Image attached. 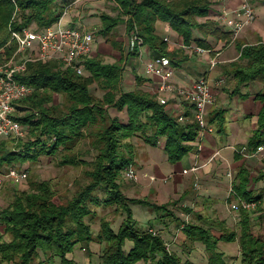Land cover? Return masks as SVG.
Wrapping results in <instances>:
<instances>
[{
  "label": "trees",
  "instance_id": "obj_1",
  "mask_svg": "<svg viewBox=\"0 0 264 264\" xmlns=\"http://www.w3.org/2000/svg\"><path fill=\"white\" fill-rule=\"evenodd\" d=\"M67 1L0 0V62L14 50L13 43L7 44L8 23L14 12L15 28L30 24L41 28L58 18ZM107 1L112 2V11L98 12L96 33L105 36L124 24L127 44L119 59L104 62L89 55L83 61L82 74L55 60L27 62L17 75V79L32 86L31 93L15 106V119L24 127L25 136L15 147L13 142L12 149L5 140L0 143V166H15L46 155L57 166H83L87 181L78 184L67 198L58 194L51 179L32 180L27 190L15 189L12 199L0 207V264H77L75 246L79 244L89 252L92 242L100 245V264H192L182 255L193 251L197 243L204 248L206 264H227L224 252L217 248L220 240L238 244V264H264V214L257 216V208L241 211L236 221L238 229L230 230L224 221L203 219L199 213L189 220L177 218L171 210L173 201L156 204L146 198L127 197L121 190L119 179L123 169L131 165L134 138L151 146L162 140L167 161L175 163L193 149L197 137L195 123L178 121L158 102L155 93L139 86L141 77L135 75L131 88L123 87L124 60L145 44L154 57L165 56L176 64L178 52L168 49V42L157 31V21L168 24L185 46L194 43L208 50L209 37L229 42V32L217 21L216 14L209 17L211 1ZM134 34L141 43L130 48ZM238 50V58L229 63L233 91L254 80L264 87V41L238 45ZM93 83L103 90L101 96L90 91ZM54 94L61 95L62 100L54 102ZM255 98L261 107L248 140L250 150L264 141V89ZM223 121L220 110L211 119L219 130ZM246 174L241 169L232 188L244 199L258 201L244 190ZM132 204L149 206L156 217H168L181 226L184 238L179 244L180 254L169 249L159 233L139 227ZM91 205L113 207L122 217L117 228L102 216L98 229L93 231L90 218L95 212ZM257 221L262 224L260 229L254 228Z\"/></svg>",
  "mask_w": 264,
  "mask_h": 264
},
{
  "label": "crops",
  "instance_id": "obj_2",
  "mask_svg": "<svg viewBox=\"0 0 264 264\" xmlns=\"http://www.w3.org/2000/svg\"><path fill=\"white\" fill-rule=\"evenodd\" d=\"M240 2L241 0H218L217 3L212 4L209 17L214 18L221 7L230 10L239 6ZM107 3L112 4L111 1H107ZM251 3L253 9L259 4H262L263 8L259 9L258 12L254 9V21L240 32L241 37H237L238 41L224 43L221 40L209 37L211 48L206 49L205 53L196 52L194 43L187 46L182 45V38L171 30L168 24L161 21L156 22L159 35L163 39L164 37L167 38L165 41L169 38H177L176 42L168 43L170 44L168 46L169 50L178 52L174 57L176 64L170 61L173 75L169 82L174 86L185 87L200 76H205L208 80L214 99L206 109L207 121L213 126V131L202 135L200 151H195V144L193 143V149L175 163L167 161L162 140L157 145L151 146L139 138H134L133 158L130 166L135 169L138 182L134 183L128 179L122 180L123 191L127 196L133 198L143 197L156 204L173 201L174 204L171 206V210L181 220L192 219L194 213H199L203 219L224 221L226 224L231 225L236 222L233 218L234 213L229 209V201L235 197L243 198L234 192L232 185L238 182L239 171L244 168L248 178L244 190L248 193V197L257 198V216L264 214L263 162L257 156L244 158L235 150L242 146L250 149L248 140L256 127V114L261 107V103L255 96L264 87L261 81L254 80L241 86L237 91H233L234 82L229 66V63L235 61L239 56V43H250L243 41L247 35L253 37L258 32L260 37L264 38V0H251ZM86 6L87 4H80L75 6V8L78 7L76 12L69 11L70 18H67V22L85 27L84 22H87V20L84 7ZM111 11V7L106 9V12L111 13ZM95 18L99 22L98 16H95ZM88 22L92 25L97 24L96 22ZM118 26H123V31L115 36V41L117 44H122V49L125 52L127 35L124 24L121 23ZM98 51L97 44L93 41L89 55L96 56ZM113 52L116 53V58L119 59L122 53L121 50L117 48ZM213 55H216L218 62L210 68L208 59ZM152 57L154 56L150 48L145 44L138 48V53L127 55L124 60L126 73L122 82L123 87L128 88L134 85V77L138 75L143 79V82L139 85L141 88L147 90V92H156L159 78L145 74L143 71L144 62L149 61ZM218 80H221L220 83H217ZM165 96H167V102L164 105L172 111L173 116L182 113L185 115L184 122H193L191 105L188 101L177 98L171 92L165 93ZM219 110L223 112L224 117L220 130L215 123L211 122L214 114ZM112 114L120 115V112L112 111ZM214 151H218L217 156L203 165L202 168L193 173H182V170L187 169L194 162L204 163ZM24 169L26 170V168ZM228 171L231 173V178L227 176ZM150 176H153L154 179L151 180ZM166 176L168 178L164 180L163 178ZM229 188L232 190L230 197H228ZM132 205V211L135 213ZM139 207L140 218L141 220L145 219L144 228H150L152 231L159 233L167 247L180 254L179 244L184 238L180 230L181 226L168 217H156L155 212L149 206L139 204ZM240 213L237 214L238 217L241 216ZM217 229L219 228L216 227ZM89 258L87 257L88 260ZM182 258L190 260L192 264H206L204 248L200 243H197L189 254H183ZM137 264L144 263L138 262Z\"/></svg>",
  "mask_w": 264,
  "mask_h": 264
},
{
  "label": "built area",
  "instance_id": "obj_3",
  "mask_svg": "<svg viewBox=\"0 0 264 264\" xmlns=\"http://www.w3.org/2000/svg\"><path fill=\"white\" fill-rule=\"evenodd\" d=\"M83 1L85 0H68L63 3L58 18L52 24L41 28H32L31 25L15 28V12L13 13L8 23L9 41L7 44L13 43L14 50L8 57H2L3 60L0 62V143L6 139H23L25 136L24 127L15 119V106L16 102L28 96L32 91L31 85L17 79V75L24 71L27 62L55 60L77 74L83 73V61L91 52L93 34L84 26L68 22L63 23V20H67L70 9ZM254 17L251 1L241 0L236 8L227 10L221 7L215 18L229 32L230 41L233 42L247 25L253 23ZM166 39L164 37V40ZM140 43L141 40L134 34L129 46L130 48L134 44H139L140 46ZM194 49L198 53L207 51L198 46ZM217 62L216 55H213L208 59V66L210 68L214 67ZM143 71L145 74L159 78L155 94L161 105L167 102L165 97L167 92H171L177 98L184 99L190 103L191 118L197 127V137L194 142L195 151H200L202 135L213 131V126L207 121L206 109L212 104L214 98L206 77L200 76L185 87L172 85L169 80L173 75V68L170 60L165 56L152 57L149 61H145ZM220 81L218 80L217 83H220ZM184 116L180 113L177 116L178 121L182 122ZM235 150L244 158L257 156L262 160L264 167V141L258 143L252 150L244 146ZM212 153L204 163L194 162L190 167L182 170V173L196 172L217 156L218 151ZM123 176L132 181L138 179L136 171L130 165L123 169ZM227 176L231 178L229 171ZM26 177L27 170L23 168L13 164L0 166V193L6 180L17 183L24 181ZM167 178L168 176L163 179ZM150 179L153 180L154 177L150 176ZM230 194H232L231 188L228 190V197H230ZM257 206L258 201L246 200L240 197L232 198L229 201V209L234 213L235 222L238 220L237 214L241 211L251 212Z\"/></svg>",
  "mask_w": 264,
  "mask_h": 264
},
{
  "label": "rangeland",
  "instance_id": "obj_4",
  "mask_svg": "<svg viewBox=\"0 0 264 264\" xmlns=\"http://www.w3.org/2000/svg\"><path fill=\"white\" fill-rule=\"evenodd\" d=\"M210 1H211V4H215L217 3L218 0H210ZM85 3L87 4V6L84 7L85 12H86L85 18L87 22L86 21L85 22L83 21V22L86 25L85 27L92 32L93 41L94 43L97 44V49L99 51L96 56L104 60V62H112L113 60L117 59L116 53H114L113 51L117 48H119L120 50L122 49V47L121 48L119 47V43L117 44V42L115 41V36L118 34H121V32L123 31V26L115 27L112 33H109L105 36L97 34L96 31L98 30L99 22H98V19L95 18V16H97L98 12L104 11V10L106 11V9H109L110 5L109 3H107V0H85L81 3H78L76 6L80 4L86 5ZM261 8H263V5L259 4L254 9H256L258 12V10ZM70 12H76V8L75 7L71 8ZM68 18H70V14L68 15ZM88 21L96 22L97 24L92 25V23H89ZM65 22H67V20H63V23ZM30 25L32 28L36 27V25L34 24H30ZM240 37L241 35L238 36V38ZM238 38H236L234 41L236 40L238 41ZM258 40H264V38H261L260 33L257 32L256 35L253 37L247 35L243 41L254 43V42H257ZM176 41H177V38L173 37V38H169L166 42L171 43V42H176ZM241 44L242 43H239V45ZM90 91L95 96H101L103 92V90H101L100 87H98L96 83L91 84ZM61 100H62L61 95L59 94L53 95L54 102H59ZM20 114L22 115L24 113L20 112ZM5 142L7 143V146L12 149L15 146H17V142H20V140L19 139H14V140L6 139ZM12 143L14 144V147ZM14 164L15 166L19 168L21 167L26 168L27 177L22 182L14 183L10 180H6L4 182V186L0 193V207L6 205V203L12 199V196H13L12 194L15 189L16 190H24V189L27 190L29 186V182L32 180L51 179V181L55 185V188L58 190V194L64 198L69 197L78 184L85 183L87 181V179L85 178L82 172L84 169L83 166H57V164L55 163V160L51 158V156L40 155L35 160L29 159L28 161L26 160L22 164L20 163H14ZM2 166H6V165H2ZM125 179L126 178H124L122 174L119 180L122 182V180H125ZM129 181H132V180H129ZM132 182L136 183L138 182V179ZM121 190L124 193L122 184H121ZM130 198H133V197H130ZM137 199H143V197H140ZM132 206H133V210L135 211V213H133V217L136 218L139 227L144 228L145 219L141 220L140 218V215L138 213V208H140L139 204H133ZM91 207L92 209H94V212H95V214L90 218V224L92 226L93 231L98 229L99 218L102 216H104L106 219H108L112 223V227H114V229L117 228L122 217L117 212L114 211L113 207H103V206H94V205H91ZM263 210H264V206H263ZM263 220H264V217H263ZM261 225L262 224L260 223V221H257L255 222L254 228L260 229ZM225 226L228 227L230 230L238 229V225L236 223H232L231 225L226 224ZM5 238H7V235L5 236ZM235 243L236 242H226V241L220 240L217 244V248L220 251H224V254L226 256L225 260L227 264H238L239 248H238V244L236 243L237 244L236 246ZM87 249L88 248L83 249L82 246H80L79 244L75 246V248L73 249V253H74V258L77 261V264H100V260H99L100 259L99 258L100 245L94 242L93 244L90 245L89 252H87ZM89 253H90V258L88 260L87 257L89 256L88 255Z\"/></svg>",
  "mask_w": 264,
  "mask_h": 264
}]
</instances>
